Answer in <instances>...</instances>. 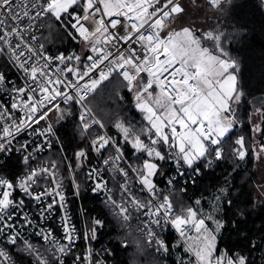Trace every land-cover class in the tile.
I'll use <instances>...</instances> for the list:
<instances>
[{
  "label": "snow or ice",
  "instance_id": "snow-or-ice-1",
  "mask_svg": "<svg viewBox=\"0 0 264 264\" xmlns=\"http://www.w3.org/2000/svg\"><path fill=\"white\" fill-rule=\"evenodd\" d=\"M238 7L235 0H0V264H17L14 256L109 264L105 213L80 207L82 227L73 219L72 203L89 192L121 227L138 221L141 250L170 254L163 233L174 230L183 253L175 264H264V234L257 240L243 231L264 217V96L247 99L240 58L229 50L247 35L245 25L225 23ZM53 35L72 50L53 51ZM114 82L131 94L133 115L105 120L93 101ZM245 104L251 111L241 113ZM66 124L67 144L58 134ZM252 161L259 179L253 172L236 184ZM222 162L231 170L212 186L210 211L203 196L175 199ZM233 233L235 245L220 248Z\"/></svg>",
  "mask_w": 264,
  "mask_h": 264
},
{
  "label": "trees",
  "instance_id": "trees-1",
  "mask_svg": "<svg viewBox=\"0 0 264 264\" xmlns=\"http://www.w3.org/2000/svg\"><path fill=\"white\" fill-rule=\"evenodd\" d=\"M235 2L239 5L236 9V15L229 18L225 23H227L230 28L238 26L239 24L245 25L247 35L244 36L239 43L231 44L229 50L233 55H237L240 58L242 82H247V88L245 90L249 93L247 99L251 101L254 98L264 96V8L260 6L259 0H235ZM50 39L51 43L49 46L53 51H63L65 49L72 50L73 48V45L67 39L61 40L55 35ZM113 90H119L123 99H118ZM131 99V94L127 93L126 90L121 89L119 84L114 82L108 85L107 89L101 90L99 95H97L96 99L93 101L94 111L105 120H114L122 115L132 116L133 113L129 110L131 108ZM245 108H248L247 104L241 108V113H243ZM248 110L251 111L250 108H248ZM138 118L139 117L137 116V119ZM240 131L241 130L239 129L237 133H240ZM58 134L62 137L63 142L67 144L73 137L72 125L66 124ZM254 167L255 161L242 164L240 175L235 176L234 178L235 183L238 185L242 184L245 177L251 176V174L255 172ZM230 170V164L222 162L219 167L212 170L211 174L202 177L197 185L189 184L186 187V192H176L175 199L177 201L182 200L185 204H192L196 196H203L204 200L211 199L210 193L212 191V186L222 183L224 174ZM169 171L170 174L174 173L171 169H169ZM157 179L159 180L161 178L157 177ZM86 195V199L74 201V209L77 213L80 224L82 220V217L78 212L80 207L87 209L88 213L92 216H99L101 211H103L105 213L106 224L101 230V243L103 244L108 241L106 246L113 249L114 256L110 259L112 264H132L129 255L131 251H135V245L127 236H124L119 240H117L116 237L122 232L133 231L137 235L138 233L134 229L129 230L127 226L117 229L114 223L110 220L109 211L100 204L99 199L95 198V194L89 192L86 193ZM262 227H264V217L261 219L253 217L243 231L248 232V230L251 229L250 236H253L258 240L259 236L264 234L260 232ZM165 232L166 240L172 245V250L170 254H167V259H165L160 253L159 256L163 257V264H175L178 257L183 255V253L182 250L178 251L175 247L177 235L170 229ZM108 234L110 235V238H106V235ZM123 239L128 240L127 247L121 246L118 243V241ZM236 240L237 236L233 233L231 238L226 239L219 245V247L225 248L230 244L235 245ZM254 255L258 256L259 253H254ZM22 261L24 264H28V259L26 257H24Z\"/></svg>",
  "mask_w": 264,
  "mask_h": 264
},
{
  "label": "rangeland",
  "instance_id": "rangeland-1",
  "mask_svg": "<svg viewBox=\"0 0 264 264\" xmlns=\"http://www.w3.org/2000/svg\"><path fill=\"white\" fill-rule=\"evenodd\" d=\"M255 172L257 173V179H259L260 172L258 170L257 162H255L254 167ZM201 196H196L195 199H199ZM210 201L211 199H205L202 201V207H204L205 211H210ZM106 210H108L105 205L100 203ZM110 220L114 223L117 229L121 227V222L114 217L111 213H109ZM124 236H127L131 242L135 245V251H131L129 255V259L131 260L132 264H163V261L160 259L159 254L155 253L153 249L150 247H143L141 250L140 247L137 246V242L139 241L141 244H143L142 238L135 234L133 231L129 232H122L118 234L116 237L117 240L122 239ZM110 238V235H106V238Z\"/></svg>",
  "mask_w": 264,
  "mask_h": 264
},
{
  "label": "bare ground",
  "instance_id": "bare-ground-1",
  "mask_svg": "<svg viewBox=\"0 0 264 264\" xmlns=\"http://www.w3.org/2000/svg\"><path fill=\"white\" fill-rule=\"evenodd\" d=\"M173 174H174V173H172L171 175H173ZM101 199H102V197H101ZM71 206H72V208H73V213H74V217H75V221H76L77 226H78V227H82L81 224H80L79 218H78V216H77V213H76V211H75V209H74V208H75L74 202L72 203ZM125 226H127L129 230H133V229L136 230L134 227H129V226H128V222H127V224H126ZM169 229H170V228H169ZM170 230H172V229H170ZM172 231L177 235V233H176L174 230H172ZM136 232L138 233L139 236H141V234H140L137 230H136ZM163 235H164V237H165V239H166V232H164ZM103 244L106 246V245L108 244V241H107V242H104ZM96 247H99V245L96 246ZM160 254H161L162 256H164L165 259H167V254H164V253H160ZM26 258L28 259V257H26ZM14 259H16V261H17L18 264H24L23 261H22L21 259H19L18 257L14 256ZM109 263L112 264V261L109 260Z\"/></svg>",
  "mask_w": 264,
  "mask_h": 264
},
{
  "label": "built area",
  "instance_id": "built-area-1",
  "mask_svg": "<svg viewBox=\"0 0 264 264\" xmlns=\"http://www.w3.org/2000/svg\"><path fill=\"white\" fill-rule=\"evenodd\" d=\"M239 130V128L236 129V132ZM175 175V173L173 174ZM187 187V186H186ZM73 219H74V222L76 223L75 221V217H74V213H73ZM137 224H138V221H136L135 219L131 220L128 222V226L129 227H134L135 229H137ZM78 227V226H77ZM79 228V227H78ZM165 254V253H164ZM18 264V263H17ZM110 264V263H109Z\"/></svg>",
  "mask_w": 264,
  "mask_h": 264
}]
</instances>
